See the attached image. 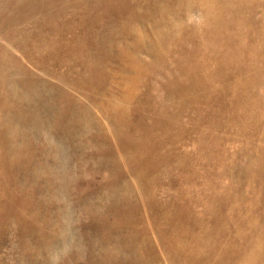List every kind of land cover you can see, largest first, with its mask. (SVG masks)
I'll return each instance as SVG.
<instances>
[{"label": "rangeland", "instance_id": "374dc122", "mask_svg": "<svg viewBox=\"0 0 264 264\" xmlns=\"http://www.w3.org/2000/svg\"><path fill=\"white\" fill-rule=\"evenodd\" d=\"M0 264H264V0H0Z\"/></svg>", "mask_w": 264, "mask_h": 264}, {"label": "bare ground", "instance_id": "6f19581e", "mask_svg": "<svg viewBox=\"0 0 264 264\" xmlns=\"http://www.w3.org/2000/svg\"><path fill=\"white\" fill-rule=\"evenodd\" d=\"M61 181V180H60ZM48 193V192H47ZM46 193V194H47ZM204 235V234H203ZM205 236V235H204ZM203 244H204V242H203ZM183 245H185V244H183ZM187 246V245H186ZM199 247V246H198ZM185 248H187V247H185ZM185 248H184V250H185ZM194 248V247H193ZM182 250H183V248H182ZM191 250V249H190ZM198 250H200L199 248H198ZM192 251H195V249L194 250H192ZM201 251V250H200ZM202 251H203V249H202ZM183 253H184V251H183ZM189 255H191V252H190V254ZM185 256H188V255H185Z\"/></svg>", "mask_w": 264, "mask_h": 264}]
</instances>
